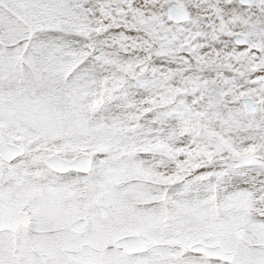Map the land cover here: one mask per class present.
<instances>
[{"label": "snow or ice", "instance_id": "snow-or-ice-1", "mask_svg": "<svg viewBox=\"0 0 264 264\" xmlns=\"http://www.w3.org/2000/svg\"><path fill=\"white\" fill-rule=\"evenodd\" d=\"M0 264H264V0H0Z\"/></svg>", "mask_w": 264, "mask_h": 264}]
</instances>
